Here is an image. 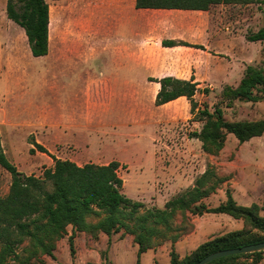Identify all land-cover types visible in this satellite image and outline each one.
<instances>
[{
    "label": "rangeland",
    "instance_id": "1",
    "mask_svg": "<svg viewBox=\"0 0 264 264\" xmlns=\"http://www.w3.org/2000/svg\"><path fill=\"white\" fill-rule=\"evenodd\" d=\"M6 1L0 0V145L19 172L41 177L45 169L53 166L48 155L36 149L30 153L33 141L47 146L54 156L73 159L77 165L116 161L120 165L118 175L123 180V194L142 202L143 212L162 208L170 198L192 187L206 168L213 167L225 181L203 200L208 208L224 202L229 191L239 205L258 204L262 209L260 215L264 216V133L244 143L228 135L217 156L202 153L200 142L191 138L201 123L188 112L168 120L166 109L154 103L148 83L152 81L145 79L153 74L149 68L139 69L130 77L141 94H111L107 106L95 108L85 118V94L80 93L84 87L83 72L92 70L97 80L110 75L113 69L109 53L100 48L87 61L69 50L58 52L61 34L68 33V41H79L81 53L86 54L92 45L102 47L118 41L105 33L108 28L101 27L99 33L81 32L78 36L84 27L80 20L82 13L87 11L93 18L99 16L97 13L102 14L113 0H45L49 7L51 52L43 57L31 55L23 29L6 17ZM170 12L179 20L201 24L202 27L184 33L186 40L230 58H204L200 68L205 74L207 69L209 82L202 80L194 100L199 108L206 103L212 111L220 103L223 88L236 87L247 65H261L264 42H248L246 37L264 27V5L221 4L208 11ZM117 86L121 90L122 83ZM204 88L210 90L208 95L201 92ZM221 107L229 121L264 117V99L256 103L236 101L231 108L225 104ZM10 181V174L0 167V197L7 194ZM174 221V226L183 224L178 214ZM185 222L187 231L176 242L163 239L140 255V264H170L172 251L182 259L205 241L242 227L241 221L224 214L187 213ZM109 244L108 247L106 237L94 243L81 239L74 243L72 254L64 237L56 243L53 257L42 256L41 260L45 264L136 263L137 246L131 235L117 234ZM251 262L252 258H240L233 264ZM257 264H264V251Z\"/></svg>",
    "mask_w": 264,
    "mask_h": 264
},
{
    "label": "trees",
    "instance_id": "2",
    "mask_svg": "<svg viewBox=\"0 0 264 264\" xmlns=\"http://www.w3.org/2000/svg\"><path fill=\"white\" fill-rule=\"evenodd\" d=\"M264 5V0H135L136 9L144 10H190L208 11L221 4ZM6 17L23 29L33 57H43L49 49V7L45 0H7ZM248 42H264V27L246 37ZM166 47L186 46L204 50L202 45L183 41H162ZM159 84L155 105L162 106L180 97L189 103V113L201 123L191 138L200 142L202 153L217 156L224 148L228 135L238 143L260 137L264 133V117L255 121H229L226 108L238 102H260L264 99V57L260 66L247 65L236 87L225 86L220 94V103L210 111L206 103L198 107L194 100L200 91L199 83L170 76L150 78ZM209 89L201 90L203 95ZM30 149L48 155L52 168L43 171L41 177L25 175L11 164L0 145V167L10 174L6 195L0 197V264H45L42 256L52 258L56 243L67 237L70 252H74V239L84 233L96 241L100 234L131 235L137 246V260L142 253L156 247L169 238L176 242L187 231L186 214L201 216L224 214L242 222L238 230L213 237L200 244L193 252L180 259L170 253V264H195L206 256L222 251L264 242V216L258 204L242 206L236 203L229 191L226 200L217 207L208 208L204 199L213 194L225 181L213 167L206 168L193 182L192 187L166 201L162 208H149L141 212L144 204L133 201L123 194V180L118 175L120 165L116 161L97 165H77L50 154L41 144L33 141ZM179 215L182 225L174 226ZM263 252L223 257L209 264H233L240 258H252L257 264Z\"/></svg>",
    "mask_w": 264,
    "mask_h": 264
},
{
    "label": "crops",
    "instance_id": "3",
    "mask_svg": "<svg viewBox=\"0 0 264 264\" xmlns=\"http://www.w3.org/2000/svg\"><path fill=\"white\" fill-rule=\"evenodd\" d=\"M170 11L173 10L136 9L135 0H113V3L102 10V14L97 13L99 16L94 18L88 14L89 12H83L80 20H82L84 27L79 30L78 36L81 32L99 33V28L101 27L104 29L108 28V30H105V33L109 36L113 35L118 39V41H111L110 44L107 43L108 45H103L102 47L92 45L88 54L81 53V43L79 41H75L76 39L68 41L66 38L68 33L63 32L61 34L62 44L59 46L58 52H60L59 49L62 51L69 50L78 58L80 57V59L87 61L90 57H93L100 48L109 53L111 67L113 69L110 75L101 77V79L97 80L95 76L92 75V70L85 69L83 72L82 80L84 81V87L80 93L85 94V118H88L95 108L107 106L111 99V94H141V90L135 85L134 80H130V77L133 76L135 72L137 73L139 69L147 67L153 71V74L147 76L145 79H158L170 76L177 79L188 80L193 77L196 82L200 83L199 86H201L203 85V79L209 82L207 69L206 74L200 69L204 64V58L230 60L227 54L215 53L214 50L203 45L204 50L186 46H163L162 41L170 40L197 44L196 42L186 40L184 38V33L192 31L194 27H202L201 24L194 20H179L170 15ZM95 23L98 24L94 25ZM48 52H51L50 35ZM200 71H203V75ZM121 72L124 73L122 76H120ZM118 82L122 83L121 90L117 88ZM148 83H151L150 92L152 96L155 97L159 90V84L156 82ZM161 107L168 112L169 121L181 113H189V103L185 97H180ZM59 128L61 127L59 126ZM36 142L45 147L49 153H52L47 146L39 141ZM58 142L61 143L60 141ZM52 155L54 154L52 153ZM60 156L55 157L73 162V159H65ZM70 233L71 227L68 228V235H66V237H68ZM117 234H119L120 237L122 236L121 232ZM117 234L112 235V237ZM104 237H106L108 241L106 235H99V238L103 239ZM81 239H86L88 242L94 243V241L87 238L84 233L78 234L74 239V243H79ZM109 254H113V245L109 250ZM111 257L109 258L112 259ZM112 262L114 263L113 260Z\"/></svg>",
    "mask_w": 264,
    "mask_h": 264
},
{
    "label": "water",
    "instance_id": "4",
    "mask_svg": "<svg viewBox=\"0 0 264 264\" xmlns=\"http://www.w3.org/2000/svg\"><path fill=\"white\" fill-rule=\"evenodd\" d=\"M264 251V242L243 246L241 248H235L230 250H222L215 253H212L202 260L198 261L195 264H209L210 262L223 258L228 256H234V255H241V254H249V253H255V252H263Z\"/></svg>",
    "mask_w": 264,
    "mask_h": 264
}]
</instances>
